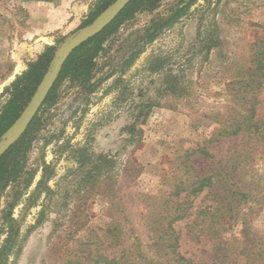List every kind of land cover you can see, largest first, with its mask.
<instances>
[{
	"label": "rangeland",
	"instance_id": "rangeland-1",
	"mask_svg": "<svg viewBox=\"0 0 264 264\" xmlns=\"http://www.w3.org/2000/svg\"><path fill=\"white\" fill-rule=\"evenodd\" d=\"M98 1L0 0V111L17 77L87 27ZM260 47L264 0H159L112 30L91 80L68 77L43 104L22 144L23 171L0 192V247L13 205L21 245L8 264H105L137 243L153 245L175 187L247 143L211 139L247 109L243 83ZM154 62L163 69L152 71ZM203 147L217 159L193 155ZM251 177L259 201L218 229L238 254L251 238L264 240L263 142L243 173ZM211 199L208 191L195 198L192 213ZM176 228L186 258L213 264V242L192 241L188 222Z\"/></svg>",
	"mask_w": 264,
	"mask_h": 264
},
{
	"label": "trees",
	"instance_id": "trees-1",
	"mask_svg": "<svg viewBox=\"0 0 264 264\" xmlns=\"http://www.w3.org/2000/svg\"><path fill=\"white\" fill-rule=\"evenodd\" d=\"M114 2L115 0H99L82 27L92 24L95 18ZM158 2L159 0H132L102 33L76 49L63 66L44 104L49 101L58 84L68 77L81 83H88L92 78L95 60L103 49L106 36L124 21L130 19L140 8L152 10ZM187 7L188 5L178 13L186 11ZM54 53L55 47H47L38 60L31 63L28 70L12 83L10 97L0 111V142L27 107L43 77L49 71ZM151 69L158 72L163 69V63L154 62L151 64ZM166 80L167 90L173 92L172 77H167ZM243 84L245 85V96L242 99L247 103V109L245 108L244 113H240L238 117L231 119L228 125H223L218 134L212 137L211 143L220 146L241 137H245L247 143L239 148L231 147L228 151L231 152L228 158L215 162L212 172L196 175L192 181L188 179L175 187V192L170 194L166 203L164 223L155 231L156 238L153 245L145 246L137 243L128 251L125 249L121 251L120 257L111 262L105 257V264H198L186 258L182 252V235L176 228V224L180 222H188L187 236L192 241L201 243L200 240L204 239V241L213 242L215 252L213 264H264V240L255 244V240L251 238L249 245L242 250L243 253L238 254L224 246L218 230L227 220L238 217L244 206L258 202L257 195L261 194V186L257 178L251 177L250 180H246L243 178V173L257 148L262 142L264 143V47L255 50L248 69L247 83ZM236 85L240 93V83ZM35 120L23 137L0 159V192L10 183L15 182L23 171L22 144ZM134 131L132 127L130 134ZM196 154L204 159L213 161L217 159V156L211 154L209 148L206 147L193 153V155ZM206 191L212 197L211 201L209 204L199 206L197 212L193 214L195 198ZM182 193H185L183 198ZM13 208L14 205L4 222L7 238L0 247V264H8L11 258L16 260L21 251L16 221L12 218ZM192 217L194 219L190 222ZM42 222L41 218L35 227L40 226ZM243 255L245 259L242 260L240 257Z\"/></svg>",
	"mask_w": 264,
	"mask_h": 264
},
{
	"label": "water",
	"instance_id": "water-1",
	"mask_svg": "<svg viewBox=\"0 0 264 264\" xmlns=\"http://www.w3.org/2000/svg\"><path fill=\"white\" fill-rule=\"evenodd\" d=\"M131 1L132 0H115V2L105 9L92 24L81 29L75 36L55 51L50 69L43 77L27 107L11 128L4 134L0 142V159L26 133L56 84L63 66L70 55L81 45L102 33L113 23Z\"/></svg>",
	"mask_w": 264,
	"mask_h": 264
}]
</instances>
